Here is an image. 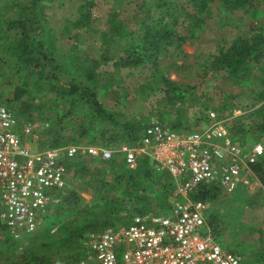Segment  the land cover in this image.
Here are the masks:
<instances>
[{
    "label": "rangeland",
    "instance_id": "1",
    "mask_svg": "<svg viewBox=\"0 0 264 264\" xmlns=\"http://www.w3.org/2000/svg\"><path fill=\"white\" fill-rule=\"evenodd\" d=\"M158 1L161 0H0V22L15 19L24 9L28 12L33 10L40 17L39 30L54 43L55 60L59 61L63 57L69 64V71L73 72L75 58H85L84 67L94 68V93L98 102L121 123L144 124L151 119L161 122L164 117V122L169 125L182 122V130L200 129L207 124L208 112L212 111L218 119H222L229 131L230 120L243 121L246 132L235 134L234 138L244 149H249L256 143L261 144L264 149V134L253 133L248 128L249 124L259 120L257 115L252 119L249 115L263 99L264 55L257 64L248 63L249 71L242 76H230L224 71L212 70L210 66L219 44L227 46L236 37L248 38L258 26H264V0H249L248 9L229 16H222L226 11L217 8V0L204 12L196 10V6L187 0H169L175 3L179 18L175 36L185 38L178 47L171 45L164 48L158 58V73L180 88L173 92L172 98L165 95L164 87L152 89L153 74L148 68L116 66L119 57L123 55L121 47L113 48L110 45L105 53L107 49L101 41L102 32L114 26L115 19L125 24L124 32L128 37H134L141 28L139 23L142 20L148 17L146 21L151 22L159 14ZM33 2L34 8L31 5ZM87 2L90 3L85 5L90 13L89 22L83 28L75 30L71 23L78 17L80 5ZM197 15L201 22L196 21ZM65 25L70 27L71 34L65 32ZM1 32L8 36L6 40L0 36V97L4 101L11 96L13 88L21 83L26 70L22 69L25 64L15 58L9 47L17 32L7 30L5 26ZM74 33L77 36L71 37ZM128 39L125 38L127 41ZM102 55L108 60L104 61ZM45 71L48 75L52 74V65L46 67ZM60 77L63 81L71 78L64 75ZM75 78L83 79L84 76ZM51 83L56 84L55 92L52 93L48 87L40 92L35 82H31L28 90L32 108L26 116L19 119L17 117L22 129L30 127L26 132L30 134L28 137L33 148L48 146L54 138L59 137L58 134L76 138L78 134L75 131L79 123L90 119L89 112L86 114L82 110L75 118L63 117L68 100L59 97L61 83ZM88 104L90 103L84 102L83 109H88ZM16 105L22 107V110L26 109V104L22 102H16ZM106 124L112 125L108 122ZM116 131L120 132L118 128ZM262 160L264 161V155ZM68 173L71 189L80 199L73 200L75 204L69 210L70 205L67 206L65 201L62 207L59 205L61 197L58 196V201L49 210L46 224L40 228L49 232L38 235L37 239L32 236L21 242L11 241L0 231V264L5 261L24 262L31 254L43 256L50 264H73L86 252L96 234L108 227L126 224L130 219L129 212L134 214L132 210L126 211V207L120 206L118 210L114 209L110 215H106L103 208L105 198L97 195L99 201L95 200L96 194L92 195L90 184L87 186L84 180L75 176L73 169H68ZM106 180L111 184L116 183L112 175ZM250 184L240 185L230 195L220 193L216 200H207L210 205L206 215L213 213L222 219V229L217 239L239 256L242 264H258L254 261L257 257L259 264H264V189L254 181ZM115 194L119 195L120 190L106 195V201L114 198ZM151 197L153 199L150 200L148 211L154 213H165L166 205L177 198L174 192L167 197ZM97 203L99 204L96 205ZM104 220L110 223L102 229L86 230L80 242L69 244L65 241L63 224H74L72 230H76L77 227L82 229L89 221L100 224Z\"/></svg>",
    "mask_w": 264,
    "mask_h": 264
},
{
    "label": "built area",
    "instance_id": "2",
    "mask_svg": "<svg viewBox=\"0 0 264 264\" xmlns=\"http://www.w3.org/2000/svg\"><path fill=\"white\" fill-rule=\"evenodd\" d=\"M207 120L200 129L179 131L151 119L133 143L116 147L72 143L31 150L21 143L17 118L0 100V220L7 234L21 242L46 223L56 192L71 189L67 160L115 156L133 170L148 157L155 172L171 175L181 198L165 213L136 214L126 225L96 234L73 264H242L215 239L206 221L210 202L190 193L200 184L214 185L222 195L252 181L261 186L251 166L262 160L264 149L259 143L244 149L214 112Z\"/></svg>",
    "mask_w": 264,
    "mask_h": 264
},
{
    "label": "trees",
    "instance_id": "3",
    "mask_svg": "<svg viewBox=\"0 0 264 264\" xmlns=\"http://www.w3.org/2000/svg\"><path fill=\"white\" fill-rule=\"evenodd\" d=\"M187 2L194 4L196 10L204 12L208 9L210 4L215 2V0H187ZM89 4L90 3L87 2V4L80 5L78 17L71 23L75 30H79L88 24L90 13L85 9V5ZM174 4L175 3H171L169 0L158 1L157 8L159 14L154 16L151 22L146 21V19L148 20V17L142 20V22L139 23L141 28L134 37H128L124 32L126 29L125 24L116 19L115 25L110 26L109 30L103 31L101 35V41L107 49L105 53L110 49V45H112L113 48L121 47L122 49L123 55L119 57L118 62L116 61V66L148 68L153 74L151 79L152 89L158 90L164 87L163 91L168 98H172L171 96H173V92L179 87H176V83L158 73V58L164 48H169L171 45H176L178 47L185 39L180 35L175 36V26L178 23L179 18ZM31 5L34 8V2L31 3ZM249 6V0H217V8L226 11V13L224 12L225 15L222 16L232 15V13L239 12V10L243 11L248 9ZM38 18L40 17H37L33 13V10L32 12H28L24 9L23 12L15 17V19L12 18L5 22H0V36L2 35L3 40L8 38L4 32H1L3 26H5L7 30H15L17 32V34L13 36L9 47L13 50L15 58L21 60V63L25 64L22 66V69L26 70L25 77L22 79L21 83L13 88L12 94L7 100H2L3 104H5L7 108L10 107L8 108L9 111L19 119L20 117L26 116L27 113L29 114L30 108H32V101L29 98L30 93L28 90L31 86V82H35V85L40 92L48 87V89L51 90V93L55 92L56 89V84L51 82H60L61 89L59 97H65L68 100L67 108L62 113L63 117L69 116L75 118L76 116H79L80 111L82 110L83 112H86V114L89 112L88 116L91 120L88 119L87 122L79 123V126L75 131V134H78L76 138H72L69 135L65 136L64 134H58L59 137L54 138L47 147H57L72 143H93L104 147H116L121 142L133 143L139 136L140 131L148 123H121L114 119L115 117L104 106H102L100 102H98L96 93H94L96 87L95 74L92 71L94 68L91 69L84 67L86 59L80 57L75 58V61L73 62V72L69 71V64H67L68 62L65 61L63 57H60L61 60L56 61V56L53 54V51L55 50L54 43L52 39L43 35L41 29L39 30L40 25ZM196 21L201 22L198 15L196 16ZM263 27V25L258 26L255 33L248 38L236 37L227 46H221V44H219L216 54L210 61L212 70L224 71L228 75L234 77H237L238 75L242 76L245 72H248V63L252 62L257 64L260 59L263 58ZM63 28L67 34H71L68 25H65ZM76 34L77 33H74L71 37L77 36ZM125 38H129L128 41L125 40ZM120 41L121 43H119ZM102 57L104 58V61L105 59L106 61L108 60L105 55H102ZM51 65L52 74L48 75L45 69ZM94 67H96V64ZM73 73H75V75ZM62 75L66 77L70 76L71 78L63 81L60 77ZM80 75L84 76V78H75ZM262 98L260 105L249 115L250 119L255 117V115L259 117L258 121L248 125L249 130L258 134H264V93ZM16 102L26 104V109L22 110V107H18ZM84 102L90 103L87 105L88 109H83ZM161 120V123L168 125L175 130L180 131L183 129H181V127H184L182 122L169 125L164 122V117ZM106 122L112 123V125H107ZM242 122L243 121L238 119L230 120V133L232 137H235V134L246 132L247 128L243 126L244 123L242 124ZM117 128L120 130L119 133L116 131ZM65 138L67 139L64 140ZM66 166L67 169H73L75 176L84 180L87 186L90 184L89 187L92 195L96 194L94 195L95 200L99 201L97 195L101 196L102 199L105 198L103 208L105 209L104 213H106V215H110V212L114 209L118 210L120 206L126 207V211L130 209L134 212V214L129 212L130 218L136 214L150 212L148 211V208L150 200L153 199L151 196L155 195V198H162L166 195L167 197V195L170 196V194L174 192L175 188L171 175L168 172H155L150 165L148 157L140 159L138 166L133 170L127 169L125 165L115 158V156L109 160L77 156L67 160ZM251 167L258 177L261 188L264 189V161L261 160L260 162L253 164ZM111 175L114 177L115 180L113 181L116 183L111 181L113 183L111 184L110 181L106 180V178H110ZM116 190H120V194H115L114 198L106 201V195L113 193ZM56 194L61 197V203L59 205L62 207L63 202L65 201L67 206L70 205L69 210L73 208V204H75L74 201L80 199L72 189L56 192ZM219 194L220 189L218 187L214 185L200 184L192 193H190V197L193 199L213 201L219 197ZM180 198V196H177L174 200ZM98 204L99 203L96 205ZM169 206L170 204L166 205L167 210ZM89 210H91V208L87 211L89 212ZM206 221L212 230L215 239L218 241L217 236L222 229V219L220 220L212 213V215H206ZM109 223L110 222H107V220L102 221L100 224L95 221H89L82 226V229L77 227L76 230H72L74 224H70L69 226L63 224L62 227L65 228V241L69 244H74L75 241L78 243L81 240L83 232L86 230H93L94 228L102 229ZM40 228L41 225L36 231L27 235L24 240L31 238L32 236L35 237L34 239H37L38 235H45L49 232L47 229L42 231ZM39 229L40 231L38 232ZM0 231L4 232L8 239L13 241L7 234L1 220ZM218 242L223 249L228 250V247H226L225 244H221L220 241ZM31 255L32 256H29V259L24 262L5 261L3 264H50L43 256L36 257L33 254ZM254 261L258 264L260 263L258 257L254 259Z\"/></svg>",
    "mask_w": 264,
    "mask_h": 264
},
{
    "label": "crops",
    "instance_id": "4",
    "mask_svg": "<svg viewBox=\"0 0 264 264\" xmlns=\"http://www.w3.org/2000/svg\"><path fill=\"white\" fill-rule=\"evenodd\" d=\"M1 96V95H0ZM0 100L2 101V98L0 97ZM17 133L19 134V137L21 139V143L27 147H29L31 150H41L42 148H46L47 146H35L34 148L33 143H30V137H28V135H30L28 132H26L24 129H22L20 127V124L17 126L16 128ZM26 132V133H25ZM230 251V250H229ZM232 252V251H231Z\"/></svg>",
    "mask_w": 264,
    "mask_h": 264
}]
</instances>
